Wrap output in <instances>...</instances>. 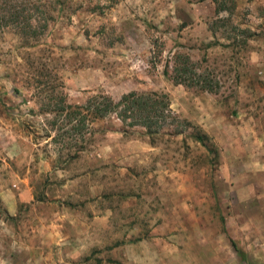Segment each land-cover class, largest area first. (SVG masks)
Listing matches in <instances>:
<instances>
[{"label":"rangeland","instance_id":"rangeland-1","mask_svg":"<svg viewBox=\"0 0 264 264\" xmlns=\"http://www.w3.org/2000/svg\"><path fill=\"white\" fill-rule=\"evenodd\" d=\"M56 1L0 0V264H213L223 169L239 174L246 143L264 140V0H68L21 38L22 18L33 27L34 7ZM176 55L216 92L164 76ZM60 86L70 105L165 94L190 128L146 134L109 116L71 158L49 110Z\"/></svg>","mask_w":264,"mask_h":264},{"label":"trees","instance_id":"trees-1","mask_svg":"<svg viewBox=\"0 0 264 264\" xmlns=\"http://www.w3.org/2000/svg\"><path fill=\"white\" fill-rule=\"evenodd\" d=\"M111 1L112 3L116 2V0ZM66 3H68V0H57L55 7L45 9V11H42L41 5L34 7L36 18L33 27H30L25 18H22V22L17 25L20 28V37L25 39L30 36L31 39L36 41L46 29L48 22L53 20L52 14L63 11ZM14 19L17 20L18 16H14ZM29 28H32V30L27 34ZM179 58V55L174 56L170 71L167 69L169 65L165 64L162 71L164 76L168 77L174 84L182 85L185 88H197L208 93L216 92V83H212L190 71L189 68L192 67V63H189L186 58L181 62ZM61 90L62 86H60V89L49 91V99H54L55 104L49 110L56 117H62L61 127L57 129V131L61 130L58 136L65 138L64 148L66 150L74 148L71 154H67L71 158H75L76 155L82 152L86 144L91 141L90 138L94 134L91 128L92 122L103 120L109 116H114L122 125L127 127L140 126L145 130L146 134L162 131L167 126H175L174 132L178 126L190 128L189 122L179 120L171 111L165 94H157L155 92L136 93L132 91L121 95L118 100L114 101L110 97L98 93L87 97L80 105H70L65 103ZM55 123L56 121L52 122L51 126ZM65 127L67 129L63 130ZM176 134H180V132ZM190 137L208 152L214 150L208 136L204 133L198 132L191 134ZM77 142H80L79 146H76ZM213 154L216 156V152H213ZM230 244L236 254L241 257L242 254L235 244L231 241Z\"/></svg>","mask_w":264,"mask_h":264},{"label":"crops","instance_id":"crops-1","mask_svg":"<svg viewBox=\"0 0 264 264\" xmlns=\"http://www.w3.org/2000/svg\"><path fill=\"white\" fill-rule=\"evenodd\" d=\"M246 145L254 148V153L239 155L235 162L244 169L239 174L223 169L226 200L220 205L222 229L208 238L212 240L213 264H264V140H249ZM4 198L0 192V201H5ZM16 202L15 197L10 201L8 214L15 209Z\"/></svg>","mask_w":264,"mask_h":264}]
</instances>
